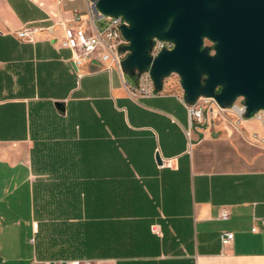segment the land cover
Here are the masks:
<instances>
[{
    "label": "crops",
    "instance_id": "0c3cea01",
    "mask_svg": "<svg viewBox=\"0 0 264 264\" xmlns=\"http://www.w3.org/2000/svg\"><path fill=\"white\" fill-rule=\"evenodd\" d=\"M91 2L0 0V264H264V121L229 127L206 167L180 87L140 94L62 46L59 23L91 33Z\"/></svg>",
    "mask_w": 264,
    "mask_h": 264
},
{
    "label": "water",
    "instance_id": "95a60500",
    "mask_svg": "<svg viewBox=\"0 0 264 264\" xmlns=\"http://www.w3.org/2000/svg\"><path fill=\"white\" fill-rule=\"evenodd\" d=\"M105 16H122L129 77L147 72L158 91L173 74L187 104L212 98L221 108L245 100V117L264 111V0H92ZM154 39L174 46L151 56ZM208 40L214 44L204 47ZM158 164H162L157 156Z\"/></svg>",
    "mask_w": 264,
    "mask_h": 264
},
{
    "label": "built area",
    "instance_id": "2783aa9c",
    "mask_svg": "<svg viewBox=\"0 0 264 264\" xmlns=\"http://www.w3.org/2000/svg\"><path fill=\"white\" fill-rule=\"evenodd\" d=\"M90 13L92 15V31L89 34L86 30L79 26H71L65 23H59L65 33V39L62 43L64 48L70 49L74 52L76 64L89 59H97L101 63H110L109 69L112 66H116L122 69V62L124 61L125 55L123 54V48L127 46V40L122 35V26L125 21L122 17H109L100 13L95 2H91ZM80 17L76 16L73 19L74 23H78ZM97 22L104 23L102 26L98 25ZM40 30L34 25H27L16 32V35L22 40L33 39V35ZM173 44L167 41L156 39L152 48L151 55L156 58L159 53L164 49L171 50ZM137 90L140 94L146 96H152L160 94L154 85V82L150 75L141 74L137 76ZM165 83V82H164ZM187 107L191 114V124L197 130H202L204 125L209 124L213 111L224 110L217 102L212 98H200L195 104H187ZM235 111L244 117L246 114L245 106L234 104ZM264 121V111H261L254 115ZM169 162H167L168 164ZM221 218L227 220L229 213L223 210ZM264 225V219L262 220ZM253 232H257V228L253 227ZM235 235L232 232H225L221 235V242L223 246H227L234 241ZM51 264H92L90 261L81 260H69V261H55Z\"/></svg>",
    "mask_w": 264,
    "mask_h": 264
},
{
    "label": "rangeland",
    "instance_id": "374dc122",
    "mask_svg": "<svg viewBox=\"0 0 264 264\" xmlns=\"http://www.w3.org/2000/svg\"><path fill=\"white\" fill-rule=\"evenodd\" d=\"M123 26H129V25L125 21V24ZM154 41H156V39H154ZM127 43H128L127 46H129L130 42L127 41ZM213 46L214 44L208 40H206L204 43V47L211 48V55H215ZM129 53L130 51L128 50L123 51V54L125 55L124 60L127 58ZM144 74L150 75V69H148L147 72H144ZM165 81L171 83L172 85H177L178 87L181 88V81L177 74L171 75ZM236 104L239 106L240 105L244 106L245 104L244 98L243 97L239 98ZM224 109L225 110H220V111L215 109L213 111L209 124L203 126L201 130L202 134L200 138H198V140H196L194 143L195 145L194 153L198 155L201 162L208 168L217 167L221 163V159L222 157H224V154L230 152L229 146L225 145V141L231 138V134L228 128L229 127L237 128V126L240 127L238 124L241 121L242 117L235 111L234 107L230 106ZM254 144L257 147L258 146L262 147L261 144L258 142H254Z\"/></svg>",
    "mask_w": 264,
    "mask_h": 264
},
{
    "label": "bare ground",
    "instance_id": "6f19581e",
    "mask_svg": "<svg viewBox=\"0 0 264 264\" xmlns=\"http://www.w3.org/2000/svg\"><path fill=\"white\" fill-rule=\"evenodd\" d=\"M168 50V49H167Z\"/></svg>",
    "mask_w": 264,
    "mask_h": 264
}]
</instances>
